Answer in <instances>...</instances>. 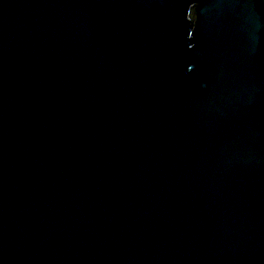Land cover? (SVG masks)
Returning a JSON list of instances; mask_svg holds the SVG:
<instances>
[{
	"label": "water",
	"instance_id": "95a60500",
	"mask_svg": "<svg viewBox=\"0 0 264 264\" xmlns=\"http://www.w3.org/2000/svg\"><path fill=\"white\" fill-rule=\"evenodd\" d=\"M0 264H264V0H0Z\"/></svg>",
	"mask_w": 264,
	"mask_h": 264
}]
</instances>
